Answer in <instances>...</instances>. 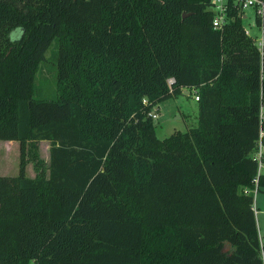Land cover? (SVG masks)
<instances>
[{
    "label": "trees",
    "instance_id": "1",
    "mask_svg": "<svg viewBox=\"0 0 264 264\" xmlns=\"http://www.w3.org/2000/svg\"><path fill=\"white\" fill-rule=\"evenodd\" d=\"M209 5L0 0V139L21 143L0 174V264H264V51ZM53 39L57 94L36 97ZM184 88L197 125L159 138L148 111ZM40 140L48 162L28 176L23 144Z\"/></svg>",
    "mask_w": 264,
    "mask_h": 264
},
{
    "label": "rangeland",
    "instance_id": "2",
    "mask_svg": "<svg viewBox=\"0 0 264 264\" xmlns=\"http://www.w3.org/2000/svg\"><path fill=\"white\" fill-rule=\"evenodd\" d=\"M252 34L259 37L260 33L253 19L252 12L249 13L248 20L244 21ZM19 28L13 30L12 36L19 35ZM56 51L57 42L53 39L45 51L44 58L35 76V96L54 97L56 89ZM187 90V91H184ZM196 90L194 88L182 89L181 92L172 94L151 107V111L158 112V117H153L155 133L159 138L168 136L176 130H187L197 125L198 101L195 99ZM20 141L12 139L5 141L0 139V174L16 175L19 169ZM23 159L25 163V173L34 176L41 166H45L49 156V142L40 140L36 144L29 141L24 142ZM264 197V186L260 187L253 194V206L256 223H260L258 228L261 241L264 242V210L262 200ZM258 227V224H257Z\"/></svg>",
    "mask_w": 264,
    "mask_h": 264
},
{
    "label": "built area",
    "instance_id": "3",
    "mask_svg": "<svg viewBox=\"0 0 264 264\" xmlns=\"http://www.w3.org/2000/svg\"><path fill=\"white\" fill-rule=\"evenodd\" d=\"M210 9L213 11L212 25L216 28L222 27L233 16L228 14L230 9L236 10V15L242 19L243 29L246 35L251 37L253 43L257 46L261 54L264 51V0H210ZM252 12L253 19L260 33L259 37L252 34L250 29L245 25L244 21L248 20L249 13ZM169 81H172L170 79ZM195 99L198 95L195 93ZM158 108V107H157ZM156 108V109H157ZM148 111V114L153 117H158V112ZM253 158L258 162L257 175L254 178L255 187L252 189L253 193L257 190L258 175L264 172V109L261 107L259 112V135L257 140V149L253 152ZM249 192L251 190L246 189Z\"/></svg>",
    "mask_w": 264,
    "mask_h": 264
},
{
    "label": "crops",
    "instance_id": "4",
    "mask_svg": "<svg viewBox=\"0 0 264 264\" xmlns=\"http://www.w3.org/2000/svg\"><path fill=\"white\" fill-rule=\"evenodd\" d=\"M262 204L264 205V197H263V200H262ZM262 210H264V206H263V209ZM256 219V218H255ZM256 224H258V228H260V223H259V221L257 220V223ZM263 242V241H262Z\"/></svg>",
    "mask_w": 264,
    "mask_h": 264
},
{
    "label": "water",
    "instance_id": "5",
    "mask_svg": "<svg viewBox=\"0 0 264 264\" xmlns=\"http://www.w3.org/2000/svg\"><path fill=\"white\" fill-rule=\"evenodd\" d=\"M184 91H187V90H184Z\"/></svg>",
    "mask_w": 264,
    "mask_h": 264
}]
</instances>
